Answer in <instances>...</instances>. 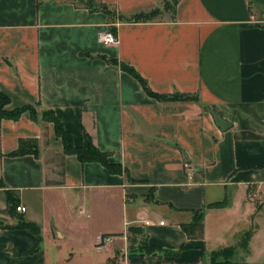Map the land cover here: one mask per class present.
Returning a JSON list of instances; mask_svg holds the SVG:
<instances>
[{"label":"crops","instance_id":"obj_1","mask_svg":"<svg viewBox=\"0 0 264 264\" xmlns=\"http://www.w3.org/2000/svg\"><path fill=\"white\" fill-rule=\"evenodd\" d=\"M102 1L116 15L161 14L112 22L72 0H0V90L8 109L37 115L0 122V221L18 223L6 211L13 190L27 207L18 214L41 228H0V264H212V253L232 247L236 256L216 264H264V0H179L174 18L166 0ZM112 24L118 43L99 41ZM111 58L156 93L198 100H159ZM46 109L75 146L93 142L122 171L64 155ZM27 139L39 155H13ZM197 210L204 236L189 238L183 226ZM76 234L94 237L81 260L68 246ZM129 236L185 248L128 253ZM117 252L125 260L109 263Z\"/></svg>","mask_w":264,"mask_h":264},{"label":"trees","instance_id":"obj_2","mask_svg":"<svg viewBox=\"0 0 264 264\" xmlns=\"http://www.w3.org/2000/svg\"><path fill=\"white\" fill-rule=\"evenodd\" d=\"M179 0H166L164 2L163 8L165 10H171L173 13V18L175 17V11H176V5ZM72 2L76 3L77 5H82L86 8H88L91 11L95 10H103L108 13L110 20L112 22H115L114 20H126L130 22H141V21H152L157 19L161 14V9L157 8L149 12H141V13H135L132 15H124V14H118L112 18V12L116 14L114 11H112L106 3H104L102 0H72ZM111 31L116 33V26L112 24L109 28ZM110 62L119 65L123 70L129 72L131 75L136 77L145 91L162 101H188V100H198V95L193 94H183V93H174V94H160L154 92L148 84V81L136 71V69L131 66L130 64H127L125 62H121L115 58L109 59ZM10 97L0 90V122L3 119H17L20 117V115L26 111H31L32 115L34 117H37L36 112L34 110L33 106H24L21 108H15V109H8V105L10 104ZM42 120L44 122H52L55 127L56 134L63 140V154H74L77 155V157L80 159L81 162H88V161H99L102 164H104L106 167L109 168L112 172H121L122 168L120 165L112 164L108 160V153L101 151L93 142H90L88 147L84 146H75L73 142V137L70 131H68L62 120L55 114L54 110L46 109L42 112ZM32 153L34 155H39V148H38V141L36 139H27V140H21L19 147L16 151H14L12 154L19 156L23 154ZM64 168L61 169L59 172V175L61 177H64ZM49 182V181H48ZM58 184H63V180H58ZM2 186V181H0V187ZM7 196V202L8 207L6 211L11 214L12 216H15L18 218L17 224H5L4 222L0 221V228H26L30 229L35 233H39L41 228L36 223L27 221L22 214H18L17 212V206L20 205L19 203V195L16 191L13 190H7L6 191ZM17 212V213H16ZM196 216L195 219L188 223L184 224V230L189 238H202L204 236V222H203V210H197L195 211ZM18 215V216H17ZM108 236L107 234L102 235V237ZM250 234L246 235L243 242V247L248 246V240H249ZM129 248L131 252H139L141 254H156L157 251H164L165 253L169 255H177L179 251L183 248H185V245H183L179 250L177 251H170L165 248L161 247H154L150 246L145 238H138L135 236H129ZM139 242V245L141 248L134 247L136 243ZM143 242H146V244H143ZM99 243L98 245H100ZM134 247V248H133ZM230 249V248H227ZM224 249V250H227ZM221 250V251H224ZM220 252V251H218ZM217 253V252H214ZM160 256V255H159ZM161 257V256H160ZM217 263V262H216ZM212 263V264H216ZM158 264H162L161 262H158Z\"/></svg>","mask_w":264,"mask_h":264},{"label":"rangeland","instance_id":"obj_3","mask_svg":"<svg viewBox=\"0 0 264 264\" xmlns=\"http://www.w3.org/2000/svg\"><path fill=\"white\" fill-rule=\"evenodd\" d=\"M115 16H116V14H114L112 12V18H114ZM52 166H53L52 164H49L48 165L49 169H51ZM50 176L53 177V175L51 173H50ZM70 233L75 234L74 231H70ZM93 239H94L93 236H87L85 238L84 236H77V234L76 235H72V237L70 239V242H68V246H72L73 247V249H72L73 252H76L77 253L76 254L77 260L83 259L82 256L84 257V255L80 256V254L85 249H86V252L88 254V251H89V242H90V240H93ZM139 242L140 241H138L136 243V245H134V247L141 248V246L139 245ZM243 242L241 243V248H243ZM143 244H146V242H143ZM236 251H237V247H235V248L232 247V248L227 249V250H224V251H220V252H217V253H212V255H210L211 258H212V263L223 262V261L231 260V259H233V257L236 256ZM128 253H131L130 248L128 249ZM156 255H158V256L160 255L161 257H163V256H170L169 254L165 253L164 251H157L156 252ZM116 259L118 261H122V259L125 260V258H122L121 257L120 252H117L116 253V256H114V257H112V258L109 259V263H112V262L115 263L116 262Z\"/></svg>","mask_w":264,"mask_h":264},{"label":"built area","instance_id":"obj_4","mask_svg":"<svg viewBox=\"0 0 264 264\" xmlns=\"http://www.w3.org/2000/svg\"><path fill=\"white\" fill-rule=\"evenodd\" d=\"M98 40L103 42V43H106V44H116V43H118V36L116 33L111 31L110 29H107V30L100 32L98 34ZM184 167L188 171V175L191 176L193 168L190 165V163L186 161L184 163ZM26 211H27L26 206L21 205V204L17 206V212L18 213H25ZM108 242H109V237H107V236L101 237V240H100L101 244L98 245V247H103V246L107 245Z\"/></svg>","mask_w":264,"mask_h":264},{"label":"water","instance_id":"obj_5","mask_svg":"<svg viewBox=\"0 0 264 264\" xmlns=\"http://www.w3.org/2000/svg\"><path fill=\"white\" fill-rule=\"evenodd\" d=\"M215 118H216V121L218 122V124L220 125V127L225 129L227 126V122L224 119L218 117L217 115H215Z\"/></svg>","mask_w":264,"mask_h":264}]
</instances>
